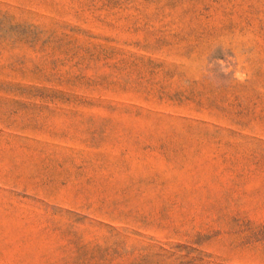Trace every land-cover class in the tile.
I'll list each match as a JSON object with an SVG mask.
<instances>
[{
  "label": "rangeland",
  "instance_id": "1",
  "mask_svg": "<svg viewBox=\"0 0 264 264\" xmlns=\"http://www.w3.org/2000/svg\"><path fill=\"white\" fill-rule=\"evenodd\" d=\"M0 264H264V0H0Z\"/></svg>",
  "mask_w": 264,
  "mask_h": 264
}]
</instances>
